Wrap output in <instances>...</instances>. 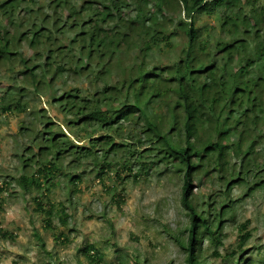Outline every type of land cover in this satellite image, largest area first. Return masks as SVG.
<instances>
[{
  "label": "trees",
  "instance_id": "1",
  "mask_svg": "<svg viewBox=\"0 0 264 264\" xmlns=\"http://www.w3.org/2000/svg\"><path fill=\"white\" fill-rule=\"evenodd\" d=\"M31 2L0 0V17L15 26L12 33L0 24V61L19 62L0 95V111H25L29 90H55L63 77L91 85L49 98L66 127L88 144L75 143L47 121L21 149L24 174L18 182L41 191L35 210L46 217L45 226L52 229L56 213L67 223L65 205L51 198L57 180L64 192L69 184L79 190L84 167L93 162L102 160L95 177L104 183L116 158L124 161L116 171L122 180L126 172L138 178L164 161L182 178L188 237L176 242L186 252V264H211L203 243L208 239L219 254L238 200L234 188H247L248 196L264 188V0H49L32 8ZM200 15L219 16L220 26H199ZM179 35L186 44L176 58L162 62ZM23 42L29 57L12 50ZM20 132L31 131L22 126ZM132 160L141 165L135 173ZM32 163L36 168L27 175ZM215 178L218 191L210 187ZM205 186L207 193L196 194ZM66 196L71 202L72 193ZM122 200L118 196L119 205ZM239 232L242 243L248 241V222ZM0 234L17 237L4 229ZM53 235L60 240L63 233ZM83 250L100 264L95 245ZM243 253L234 264H248Z\"/></svg>",
  "mask_w": 264,
  "mask_h": 264
},
{
  "label": "rangeland",
  "instance_id": "2",
  "mask_svg": "<svg viewBox=\"0 0 264 264\" xmlns=\"http://www.w3.org/2000/svg\"><path fill=\"white\" fill-rule=\"evenodd\" d=\"M47 1L35 0L30 6H46ZM220 22L217 15H200L197 19L199 26L214 23L219 27ZM0 24L12 33L15 31V26L2 17ZM185 44L182 35L176 37L171 52L163 55L162 62L176 58L178 49ZM12 50L22 51L26 57L31 55L27 42L13 46ZM18 68L19 62L0 61V95H5ZM15 82L18 86L20 80ZM87 83L84 79L63 77L62 81L56 82L55 90L47 86L43 89L45 92L39 94L29 90L23 98L28 104L25 111L13 110L7 114L0 111V188L3 187L0 190V229L17 236L15 239L3 238L0 234V264H97L89 261L84 253L83 249L89 244L95 245L101 253L100 264H186V252L176 242V238L187 240L188 237L189 217L181 203L182 178L178 168L164 161L144 169L138 178L126 172L122 180L116 177V171L122 170L124 161L116 158L113 166L108 168L104 183L95 177L102 160L93 162L84 167L87 173L83 175L79 190L71 184L67 186L66 192L73 195L71 202L67 200L61 179L57 180L51 198L55 204L65 205L68 218L64 224L61 222L63 215L56 213L51 219L52 229L45 226L44 214L35 210V197L41 191L33 186L25 190L19 184L18 179L24 174L20 168L21 149L26 142H33V135L44 131L45 122H54L55 128L59 126L56 130L63 131L75 143L88 144L85 136L76 137L66 127L61 110L49 100L53 93L61 94L70 87L83 90ZM22 126L29 128V135L20 132ZM260 156L258 163H262ZM131 165L134 173L141 167L134 160ZM35 166L27 169V175L34 172ZM216 183L215 178L210 187L218 191L220 186ZM210 187L198 189L196 194L207 193ZM246 193L247 188L243 186L233 190V198L238 200L225 225L219 254L214 253L208 239L203 243L204 257L211 264H234L243 251L248 264H264V188L255 190L250 196ZM118 196L123 198L120 205ZM245 222L252 234L242 243L239 226ZM53 232L56 235L62 232L61 239L56 240Z\"/></svg>",
  "mask_w": 264,
  "mask_h": 264
}]
</instances>
